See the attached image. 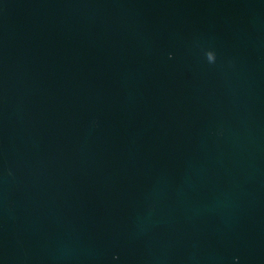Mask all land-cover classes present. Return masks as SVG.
Masks as SVG:
<instances>
[{
  "label": "water",
  "instance_id": "obj_1",
  "mask_svg": "<svg viewBox=\"0 0 264 264\" xmlns=\"http://www.w3.org/2000/svg\"><path fill=\"white\" fill-rule=\"evenodd\" d=\"M0 264H264V0H0Z\"/></svg>",
  "mask_w": 264,
  "mask_h": 264
}]
</instances>
